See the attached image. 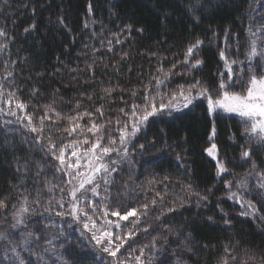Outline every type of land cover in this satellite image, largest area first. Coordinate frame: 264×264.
<instances>
[{
	"label": "trees",
	"instance_id": "trees-1",
	"mask_svg": "<svg viewBox=\"0 0 264 264\" xmlns=\"http://www.w3.org/2000/svg\"><path fill=\"white\" fill-rule=\"evenodd\" d=\"M249 29H264V0H0V30L7 45L0 63L1 87L8 96L15 93L12 99L26 104L27 115L37 123L45 105H53L61 116L92 112L93 119L103 105L101 119H112L110 127L115 128L117 117L126 120L119 109L142 102L145 86L151 88L153 78H163V72L174 74L162 93L197 80L215 93L228 75L220 51L229 62L237 61L231 65L233 80L243 79L233 89L240 91L250 74V39H258L249 36ZM197 40L203 43L189 64L195 59L203 63L193 68L182 61ZM251 64L257 74L264 71L261 57ZM105 89L115 90L107 96ZM206 108L198 101L185 111L149 120L134 139L129 163L116 174L110 208L149 204L150 214L139 226L149 231H139L132 248L138 251L157 238L156 259L151 249L145 251L150 264H264V189L252 181L249 201L260 216H244L228 199L226 187L246 173H264V144L245 134L239 117L209 115ZM49 116L43 135L58 145L68 143L72 137L59 131L67 120L53 124L55 116ZM80 123L87 125L88 117ZM20 127L0 128V201L6 204L0 209V233L15 232L13 213L26 196L37 217L22 234L34 229V236L27 237L34 242L28 249L53 251L51 260L31 264H106L69 217L39 219L46 207L61 209L56 204L63 196L61 175L54 167L57 161L34 143L35 134ZM213 143L218 161L228 169L221 177L207 154ZM245 150L250 151L247 159L241 155ZM48 186L57 187L49 192ZM152 200L157 201L154 207ZM46 234L50 245L45 248L41 238ZM8 256L0 253V264H18Z\"/></svg>",
	"mask_w": 264,
	"mask_h": 264
},
{
	"label": "snow or ice",
	"instance_id": "snow-or-ice-1",
	"mask_svg": "<svg viewBox=\"0 0 264 264\" xmlns=\"http://www.w3.org/2000/svg\"><path fill=\"white\" fill-rule=\"evenodd\" d=\"M5 35L6 33L0 30V37ZM249 36L264 40V29H258L256 32L249 29ZM258 39H250L246 57L249 62L250 74L247 80L243 82L240 91L233 89V85L240 83V80L243 79L241 77L240 79L233 80L231 65L237 63V61L229 62L225 57L224 51H220V58L225 61L228 75L226 78L219 80L215 94L199 80L189 84L187 87L181 85L174 91L162 93L160 91L161 87L167 86L165 81L174 73L171 71L163 72V69H158V71L163 72V78L154 77L155 83L151 88L147 85L145 86L144 94L140 98L142 102L134 100L127 109H119L122 116L127 117V119L122 120L120 117H117L115 124L118 127L116 128L110 127L113 125L112 119H101L104 117L103 105L95 110L99 114L96 119H93L94 114L88 111L78 112L76 115L61 116L51 104L44 106V115L39 119L38 123L31 114L18 118L27 120L25 127L35 134L34 143L40 146V150L58 161V165L54 167L58 173H61L59 191L63 193L67 190L69 197L67 204L69 207L66 211H56L55 215L61 218L67 215L76 223L82 224L83 231L90 233V239L95 241L96 247L112 258L108 264H132L133 261L134 264H150V261L145 258V251L146 249L155 250L157 248V238L154 237L150 245H144L138 249V255H133L137 249L132 248V245L129 244L128 247L131 251L127 256L121 258L123 256L121 249L130 240H133L139 231H149L148 227H138L141 224L142 218H146L149 214V204H143L139 208L120 210L110 208L108 203L110 200L109 188L113 183L112 174L117 171V165L120 163V160L129 157L128 144L137 136L150 118L170 115L172 111L188 108L196 100H204L206 101V111L209 115L219 113L235 114L244 123L245 134L253 138L256 143L264 144V71L257 74L252 70L251 64V61L258 56L264 59V43L258 44ZM202 43L203 41L197 40L194 44L190 45L186 50L182 63L193 68L199 67L203 63L201 60L195 59L191 64H189V61L193 58L195 50L199 49ZM109 51H111L110 48ZM88 68L91 70L92 66L89 65ZM220 75L224 76L223 73ZM114 90L105 89L104 92L107 96H111ZM136 95V92L132 93L133 97ZM13 97H15V93H10L9 98L5 102L11 105ZM88 99H91V97H88ZM125 104H127L126 101ZM76 107L79 108V104ZM15 108L24 111L27 105L19 100H15ZM2 112H4V109L0 108V113ZM49 113L55 116V119L52 120L53 124L62 119L67 120V126L59 129V131H63L68 137H72L68 143L58 145L53 142L51 136L45 137L43 135L45 132V121L52 119ZM5 114L17 115L15 110H10ZM85 117H88L87 125L80 123ZM112 131H118V137L113 138L111 135ZM88 134H91V136ZM45 139H47L46 144L42 143ZM139 147L143 149L144 145L141 144ZM207 153L213 160L217 159L216 145L214 143L207 149ZM113 154L119 159L113 158ZM241 155L247 159L250 157V151L245 150ZM216 167L218 176L228 171L222 161H217ZM37 168L40 171L43 170L39 164ZM259 176L262 181L259 186L264 188V173H260ZM63 177H67V180L65 181ZM154 182L150 181L149 183ZM53 187L57 186H48V191H53ZM226 187H231L230 181ZM236 187L244 188L245 182L243 180L240 181ZM101 189L104 191V196L99 203L94 204L91 197H100ZM157 195L160 194L157 193ZM193 195L199 194L193 193ZM160 199L162 200L163 196H160ZM200 199L205 200L207 197L200 196ZM228 199L240 203L242 208H245L246 205L245 211L241 215L251 216L256 214L255 205L250 201H244L242 196L238 195L236 191H231ZM27 203L28 198L25 196L19 210L13 213L15 223L12 224V227L14 229L24 225V214L28 212ZM156 203V200L150 202L153 207ZM51 204L52 201L50 200L49 205ZM56 204L62 209L65 208L63 198L56 200ZM5 207L4 201H0V209ZM51 210V208H45L46 212L50 213ZM169 211H175V209L170 208ZM130 218L134 219L130 220ZM156 219L159 220L160 217L157 216ZM225 223H228V221H225ZM33 236L34 233L28 232L22 243L24 245L31 243V240L27 239V237ZM34 238L39 240L38 236ZM8 239V235L0 233V240ZM25 250L30 251V254L36 255L38 260L43 261L44 257L42 255L32 253L27 248ZM5 251L7 253L8 249ZM11 252L16 257L18 264H31V261H26L16 252L15 246L11 248Z\"/></svg>",
	"mask_w": 264,
	"mask_h": 264
},
{
	"label": "rangeland",
	"instance_id": "rangeland-1",
	"mask_svg": "<svg viewBox=\"0 0 264 264\" xmlns=\"http://www.w3.org/2000/svg\"><path fill=\"white\" fill-rule=\"evenodd\" d=\"M3 45H6V42L5 41H3V38L2 37H0V46H3ZM7 47V46H6ZM6 47H0V63H1V61H2V59H3V55H4V52H5V49H6ZM0 72H1V64H0ZM0 78H1V75H0ZM5 91L3 90L2 91V87H1V80H0V108H2V109H4V112H2V113H0V128L2 129V128H7L8 130L9 129H11V128H18V126L20 127H23V128H25V130H26V127H25V125L27 124V120H21V119H18V118H20V117H24V116H26L27 115V110L25 109L24 111H21V110H19V109H16L15 108V100H13V103L11 104V105H9L8 103H6L5 101L9 98V96L6 94V93H4ZM213 94H215V93H213ZM198 101H203V102H205L206 103V101H204V100H196L194 103H196V102H198ZM192 105H190L189 107H191ZM188 107V108H189ZM188 108H181L179 111H172L171 112V114H177V113H179V112H182V111H185L186 109H188ZM10 110H15L16 111V113H17V115L16 116H12V115H10V114H5V113H7V112H9ZM227 115H231V116H236L235 114H227ZM164 116H167V115H164ZM157 117H159V116H157ZM157 117H152V118H150L149 120H151V119H154V118H157ZM238 117V116H237ZM126 119H127V117H126ZM149 122V121H148ZM147 122V123H148ZM146 126V125H145ZM144 126V127H145ZM20 127V128H21ZM116 127H118L117 125L115 126V128ZM143 127V128H144ZM142 128V129H143ZM141 129V130H142ZM90 136H91V134H89ZM118 135H119V132L118 131H115L114 133H113V135H112V137L113 138H116V137H118ZM138 135V134H137ZM136 138V137H135ZM134 138V139H135ZM134 139L131 141V143L130 144H128V150H129V153H130V155H129V157L127 158V159H123V160H120V163L117 165V171L115 172V173H113L112 174V179H113V183L111 184V186H110V188H109V196H110V200H109V207H110V203H111V200L113 199V196H112V192H113V188H114V185H116V177H117V173H119L120 172V170H121V168H122V166H124V165H127L128 163H129V159L131 158V150H132V144H133V142H134ZM70 151V150H69ZM208 154V153H207ZM216 154H217V159L216 160H214L216 163H217V161H218V151H217V148H216ZM210 157V156H209ZM113 158H117V159H119L118 157H116V155L115 154H113ZM210 158H212V157H210ZM56 161V160H55ZM57 163H58V161H57ZM225 173H223V174H221V175H219V177H221V176H223ZM259 174L260 173H258V172H256V171H252V172H249V173H246L245 175H242L241 176V178H240V180L239 181H237L236 183H232L231 184V187L229 188V187H227L228 188V192H229V194H230V192L231 191H236L237 193H238V195H240V196H242V198H243V200L244 201H249V197H250V194H251V192L252 191H254V188L252 187L253 186V184H252V181L254 182L255 181V183H261L262 181L260 180V176H259ZM60 175H61V173H60ZM116 175V176H115ZM119 176V175H118ZM64 179H65V181L67 180V177H64ZM134 179H136L135 177H134ZM244 181L245 182V187L244 188H237L236 187V185L240 182V181ZM249 181H251V183L249 184ZM148 184H150V183H148ZM228 185V184H227ZM257 185V184H256ZM148 187H149V185H148ZM66 188H67V186H66ZM262 189H264V188H262ZM103 196H104V191H103V189H101L100 190V197H91V199H92V201H93V203L95 204V203H99L101 200H102V198H103ZM62 198L64 199V201H65V208H61V209H59V210H57V211H66L67 210V208L69 207V205L67 204V200L69 199V197H68V193H67V190H65V192H63V196H62ZM233 202H234V204H237V205H239L240 207H241V205H240V203H236L234 200H232ZM255 205V204H254ZM59 206V205H58ZM26 207L28 208V212L26 213V214H24V221H25V223H24V225H21V226H19V227H17V228H15V229H13L15 232L13 233V231H12V233L10 232V234L8 233V232H6L5 234L6 235H8V237H9V239L8 240H0V247L2 248V249H4V251H2L3 252V254H8L9 256V258H13V260H16V257L12 254V252H11V248L13 247V246H15L16 247V252L18 253V254H20L22 257H23V255L24 254H26V255H29L30 257H31V259H30V261H31V263L33 262V263H39V261L40 260H38V258H37V256L36 255H34V254H30V251H27V253H26V250H24V249H28L29 248V245H31L32 243H34L33 241H31V243H29V244H27V245H24L23 243H22V241H24L25 240V238H26V235L27 234H24L23 236H22V234L24 233V232H26V230H27V227L29 226V223L31 222V219H33V218H37V217H35L36 216V213H35V211H33L32 209H31V207L30 206H28V204L26 205ZM133 208V207H132ZM136 208H138V207H136ZM245 208H246V205H245ZM245 208H242L241 207V209H242V211L244 212L245 211ZM255 208H256V214H254V216H260V214L258 213V208H257V206L255 205ZM116 209H120V208H116ZM128 209H131V208H128ZM120 210H127V209H120ZM89 211H90V209H89ZM43 213L41 214V215H39V219H43V221L45 222L46 220H48L47 218H49V219H53V220H57V219H62L61 217H58V216H56L55 215V212L56 211H54V209H52L51 210V212L49 213V212H44V211H42ZM150 214V213H149ZM64 217H69V220L70 221H72V223L75 225V227H77V229L79 230V232L83 235V237H84V239L87 241V243L90 245V247H92V249L95 251V253L100 257V258H102L105 262H106V264H108V262L109 261H111V257H109L106 253H103V252H101L97 247H96V245H95V241H93V240H91L90 239V233H88V232H85V231H83V228H82V224H78V223H76L74 220H72L71 219V217L70 216H67V215H65ZM63 217V218H64ZM131 219H134V218H130V220ZM15 222V221H14ZM125 223H127V222H125ZM43 225H45V224H42V228H45V226H43ZM140 226V225H139ZM138 226V227H139ZM34 231V229L32 230V232ZM27 233H28V231H27ZM139 233V232H138ZM138 235V234H137ZM136 235V236H137ZM48 236H49V234H46V237L44 236L43 238H41V244H42V247H47V246H49L50 245V243H47L46 241H45V239H47L48 238ZM135 236V237H136ZM27 239H29V238H27ZM135 240V238L133 239V240H130L129 242H128V244H126L125 245V247L123 248V249H121V253H123V256L121 257V258H123L124 256H127L128 255V253L131 251V249H129V247H128V245L129 244H131L132 245V243H133V241ZM151 240V242H152V239H150ZM48 244V245H47ZM50 249H51V247H49ZM6 249H8V251H7V253H6ZM22 250L25 252V253H23L22 252ZM31 250V252L33 253H35V251H36V249H30ZM152 251V253H154L155 255L153 256V258H154V260L156 259L155 258V256H157V254L154 252V250H151ZM156 251V250H155ZM1 251H0V253H2ZM52 253H53V251H52ZM52 253L48 250V251H46V253H38L39 255H42L43 257H44V261H47L48 259L49 260H51L52 258H53V256H52ZM26 255H24V259H25V257H26ZM133 255H138V251H136L135 253H133ZM52 256V257H51ZM145 256H147L146 254H145ZM28 259H26V261H27ZM12 263V262H11ZM132 264H134V261L132 262Z\"/></svg>",
	"mask_w": 264,
	"mask_h": 264
}]
</instances>
